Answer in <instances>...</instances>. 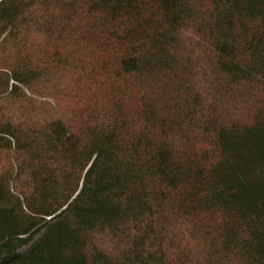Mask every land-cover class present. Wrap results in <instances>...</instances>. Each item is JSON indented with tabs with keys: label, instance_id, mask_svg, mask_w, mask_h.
I'll list each match as a JSON object with an SVG mask.
<instances>
[{
	"label": "trees",
	"instance_id": "obj_1",
	"mask_svg": "<svg viewBox=\"0 0 264 264\" xmlns=\"http://www.w3.org/2000/svg\"><path fill=\"white\" fill-rule=\"evenodd\" d=\"M0 264H264V0H0Z\"/></svg>",
	"mask_w": 264,
	"mask_h": 264
},
{
	"label": "rangeland",
	"instance_id": "obj_2",
	"mask_svg": "<svg viewBox=\"0 0 264 264\" xmlns=\"http://www.w3.org/2000/svg\"><path fill=\"white\" fill-rule=\"evenodd\" d=\"M5 157L3 155H0V167L4 166L5 165Z\"/></svg>",
	"mask_w": 264,
	"mask_h": 264
}]
</instances>
